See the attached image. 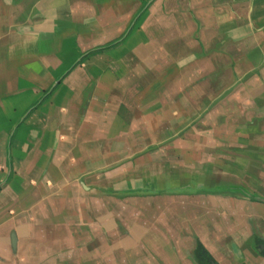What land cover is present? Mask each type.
Instances as JSON below:
<instances>
[{
    "label": "crops",
    "instance_id": "1",
    "mask_svg": "<svg viewBox=\"0 0 264 264\" xmlns=\"http://www.w3.org/2000/svg\"><path fill=\"white\" fill-rule=\"evenodd\" d=\"M0 187V264H264V0H0Z\"/></svg>",
    "mask_w": 264,
    "mask_h": 264
},
{
    "label": "trees",
    "instance_id": "2",
    "mask_svg": "<svg viewBox=\"0 0 264 264\" xmlns=\"http://www.w3.org/2000/svg\"><path fill=\"white\" fill-rule=\"evenodd\" d=\"M118 43L119 42L113 43L110 46L116 45ZM73 66L69 67V69L66 72H68ZM66 72L63 74V76L66 74ZM45 96L46 95L42 96L38 102L42 101ZM38 102H36L35 105L38 104ZM9 177L10 175H8L5 178V182L9 180ZM193 258L197 264H211V261H212L211 254L208 252V250L204 247V245L199 240H196L195 247L193 250Z\"/></svg>",
    "mask_w": 264,
    "mask_h": 264
},
{
    "label": "water",
    "instance_id": "3",
    "mask_svg": "<svg viewBox=\"0 0 264 264\" xmlns=\"http://www.w3.org/2000/svg\"><path fill=\"white\" fill-rule=\"evenodd\" d=\"M260 200L264 201V199H260ZM211 264H215V263L214 262H211Z\"/></svg>",
    "mask_w": 264,
    "mask_h": 264
}]
</instances>
